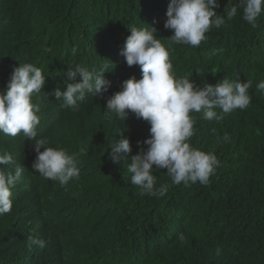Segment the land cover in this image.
<instances>
[{
	"label": "trees",
	"instance_id": "1",
	"mask_svg": "<svg viewBox=\"0 0 264 264\" xmlns=\"http://www.w3.org/2000/svg\"><path fill=\"white\" fill-rule=\"evenodd\" d=\"M218 2L217 14L226 15L224 9L238 0ZM169 3L0 0L3 54L19 49L31 53L30 46L37 47L44 57L36 64L44 70L61 69L50 60V52L85 66L107 64L105 78L111 82L105 97L89 104L82 125L67 119L38 129V138H48L49 146L79 154L80 179L66 190L32 169L36 153L30 141L22 139L24 151H17L0 135V153L8 151L14 159L18 154L16 163L25 167L22 181L12 189V211L0 215V264H264V96L256 91V83L264 80V12L256 28L243 21L238 10L220 29L206 33L198 48L173 45L169 51L176 77L189 76L201 84L198 87L215 85L224 77L252 81L246 110L237 109L220 122L194 114L196 133L190 143L214 151L221 162L208 185H172L160 199L141 196L126 165L110 159L117 132L130 139L129 157L139 151L137 141L150 135V125L132 113L125 122L114 114L110 119L104 116L106 99L120 90L121 82L141 78L138 66L129 67L124 57L117 58L118 43L122 35L125 41L131 34V27H155L157 38L167 46L173 34L164 28ZM109 30L114 34L110 42ZM13 61L0 58V84ZM59 115L55 110L56 121L52 118L49 124L54 125ZM224 133L230 141L218 143ZM20 146L17 143V149ZM154 175L157 187L171 184L166 169ZM181 233L187 238L183 245L178 240ZM30 235L47 241L45 248L29 249ZM217 247L223 250L219 256Z\"/></svg>",
	"mask_w": 264,
	"mask_h": 264
},
{
	"label": "clouds",
	"instance_id": "2",
	"mask_svg": "<svg viewBox=\"0 0 264 264\" xmlns=\"http://www.w3.org/2000/svg\"><path fill=\"white\" fill-rule=\"evenodd\" d=\"M219 7L218 0H170L164 28L173 34L167 38V46L157 38L155 27H131V34L125 41L122 35L118 43L117 58L124 57L129 67L138 66L141 78L132 76L121 82L120 90L106 99L104 116L110 119L114 114L125 122L132 113L150 125V135L142 142L137 141L139 151L129 157L132 153L130 139L125 132H117L119 139L110 146V159L126 165L131 183L141 196L160 199L172 185L188 186L197 182L208 185L221 162L214 151L205 152L190 143L196 133L194 114H200L202 120L220 122L226 115L237 109L246 110L251 104L250 80L240 82L224 77L215 85L206 84L201 88L198 87L201 84L190 81L189 76L178 78L173 72L169 55L173 45L198 48L206 41V33L212 28L220 29L226 20L237 16L238 10H241L242 20L256 28L264 12V0H238L237 4L224 9L226 15L217 14ZM113 37L109 30L107 41H113ZM30 47L31 53L19 49L10 54H3L5 49L0 47V58L7 62L14 58L0 84V135L9 140L14 150L19 143L18 151H24L20 135L26 142L30 141L36 153L32 169L66 190L71 181L80 179L79 154L49 146L48 138H38V129L53 128L67 119L68 123L71 120L82 125L80 122L88 115L89 104L99 103V98L103 99L111 87V82L105 78L110 70L107 64L85 66L67 55L57 56L51 52L50 60L61 69L44 70L36 64L44 54L37 47ZM77 52L74 47L72 54ZM63 70H67L65 77ZM256 91L264 96V80L256 83ZM55 110H59L60 115L57 122L50 125ZM54 121L56 118L52 123ZM230 139L229 134L224 133L217 142L227 143ZM0 165L12 167L10 171L0 168V215H5L12 211V189L22 181L25 167L16 163L8 151L0 153ZM160 169H166L171 184L157 187L154 171ZM178 240L181 245L187 243L183 233ZM46 243L35 236L27 238L29 249L33 246L43 249ZM222 251L220 247L215 249L217 256Z\"/></svg>",
	"mask_w": 264,
	"mask_h": 264
},
{
	"label": "bare ground",
	"instance_id": "3",
	"mask_svg": "<svg viewBox=\"0 0 264 264\" xmlns=\"http://www.w3.org/2000/svg\"><path fill=\"white\" fill-rule=\"evenodd\" d=\"M20 138H21V141H22V139H23V138H22V135H21ZM20 147H21V146H20ZM17 151H18V149H17ZM17 153H18V152H17ZM16 156H17V157H15V159H14L15 161L17 160V158L19 157V155L17 154Z\"/></svg>",
	"mask_w": 264,
	"mask_h": 264
},
{
	"label": "water",
	"instance_id": "4",
	"mask_svg": "<svg viewBox=\"0 0 264 264\" xmlns=\"http://www.w3.org/2000/svg\"><path fill=\"white\" fill-rule=\"evenodd\" d=\"M57 109V108H56Z\"/></svg>",
	"mask_w": 264,
	"mask_h": 264
}]
</instances>
